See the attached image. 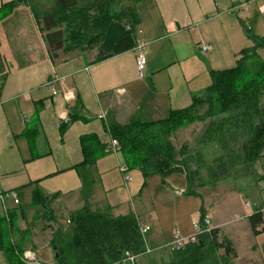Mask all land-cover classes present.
Returning a JSON list of instances; mask_svg holds the SVG:
<instances>
[{"label": "crops", "instance_id": "0c3cea01", "mask_svg": "<svg viewBox=\"0 0 264 264\" xmlns=\"http://www.w3.org/2000/svg\"><path fill=\"white\" fill-rule=\"evenodd\" d=\"M15 1L0 0V193L14 191L19 202L0 200V217L15 212L18 226L32 230L43 216L52 245L60 236L55 231L57 217L64 215L69 222L70 212L85 204L110 209L114 215H135L142 231L149 227L143 236L153 251L170 243L176 233L190 237L196 216H209L220 239H230L222 233L226 225L245 218L247 232L253 233L249 216L264 210L261 191L256 192L264 184V171L257 169L258 164L264 167V157L256 162V178L241 179L240 193L249 187L245 195L253 200L245 202L248 215L227 218L231 209L226 201L206 210L185 160L187 171L164 180L157 174L145 179L136 167L125 181L119 170L126 163L122 152L104 153L102 145L111 139L108 123L159 121L172 110L191 107L194 97L209 87L210 72L234 67L238 54L253 44L242 24L258 27L257 16L264 15L261 1L142 0L137 27L141 31L137 40L146 43L142 77L135 48L99 62H94L92 53L78 50L61 52L53 60L30 8ZM202 42L212 49L201 50ZM73 115L79 118L70 120ZM64 122L68 124L63 129ZM179 130L171 138L177 149L181 148L175 141ZM210 145L215 147L213 157L203 165V185L210 184L205 182L207 161L220 154L217 143H201L202 148ZM22 196L29 200L28 214ZM148 222L157 229L153 235L162 238L160 243L152 241ZM23 250L36 251L40 260L32 238ZM156 257L152 264L165 261ZM236 261L259 264L254 258L240 259L238 252ZM0 264H9L2 251Z\"/></svg>", "mask_w": 264, "mask_h": 264}, {"label": "trees", "instance_id": "16d2710c", "mask_svg": "<svg viewBox=\"0 0 264 264\" xmlns=\"http://www.w3.org/2000/svg\"><path fill=\"white\" fill-rule=\"evenodd\" d=\"M141 1L18 0L13 3L30 8L53 60L61 52L78 50L96 51L94 62H99L135 48ZM242 27L253 44L238 54L234 67L210 72L209 87L202 96L194 97L191 107L172 110L159 121L133 119L127 124H106L111 139L102 145L103 152L108 153L111 140L116 139L118 153L122 152L129 173L137 167L145 179L157 174L164 180L172 173L187 171L183 158L187 148L184 145L177 149L174 145L171 138L175 131L207 119L209 123L201 143H217L220 154L207 161L205 182L256 178V162L264 157V37L256 35L252 24L243 22ZM75 118L79 117L73 115L70 120ZM67 124L62 123V128ZM249 220L254 234L264 232L262 209L250 214ZM69 222L72 237L53 239L58 264H122L125 252L137 257L145 253L143 232L135 215H114L110 209L85 204L70 212ZM30 230L18 226L15 212L0 217V251L9 264H24L21 256L24 244L30 242ZM236 258L231 240L220 239L219 229L212 228L199 234L196 242L186 241L172 250L168 261L154 264H237Z\"/></svg>", "mask_w": 264, "mask_h": 264}, {"label": "rangeland", "instance_id": "374dc122", "mask_svg": "<svg viewBox=\"0 0 264 264\" xmlns=\"http://www.w3.org/2000/svg\"><path fill=\"white\" fill-rule=\"evenodd\" d=\"M264 13V11H263ZM258 27L254 30L256 34H264V15H258ZM253 43L251 40L250 44ZM92 56H95L96 51L90 52ZM208 125V120L205 121L200 119L194 122L189 123L186 126L180 128L178 133L176 134L175 141L180 142V146H184L187 148L186 153L184 155V160L186 162V166L189 172V178L192 182L193 188H196L197 191L201 194V201L204 203L206 210L210 212V209L217 208L220 203L227 202L228 207L231 210H227V218H231L236 214L237 215H248V208L245 206V202L251 204L253 202L251 197H247L248 192L251 190L249 187L245 188L240 193L239 187L241 186V180H226L220 181L217 183H210L203 185L202 183V174H203V165L207 159L213 157L212 149L215 147L214 145H210L206 148H202L201 139L204 135L203 132ZM178 139V140H177ZM214 152V151H213ZM257 169L261 172L264 171V167L261 168V165H257ZM261 189L256 192L262 196L264 199V184L261 185ZM259 195V194H258ZM247 200V201H246ZM29 200L27 197L22 196V204L26 210V214H28L27 202ZM236 216V215H235ZM32 217V218H31ZM42 220H37V225L31 230V238L33 247L40 251V260L43 264H58L55 261V251L53 249V245L48 241L47 235L51 230L48 228L47 224L43 220L44 217H41ZM30 223L34 221L33 214H30ZM200 222V216H196V219L193 220V223ZM149 226L152 227V232H150L151 236L153 233L158 232L154 225L151 222H148ZM248 225V220L245 218L238 222L237 224H228L223 228L222 233L230 236V239L233 240L234 246L239 254L240 259H248L254 258L259 261V264H264V233L260 235L253 234L250 230L246 229ZM64 228V229H63ZM154 229V230H153ZM62 230V231H57ZM55 231L60 232V236L65 239H69L72 236L73 228L72 225L66 221L64 215H60L57 217V223L55 226ZM194 233V232H193ZM157 234V233H156ZM29 236V234H27ZM180 238L183 240L182 235L179 233ZM153 242L160 243L162 238L159 235H153ZM175 236L170 243H167L165 246L163 245L160 249L154 250L147 244V247L151 249L150 252L141 254L137 257V264H152V260L157 258L156 255L159 256L156 261H160L161 258H164L165 261L169 258L172 253L171 247H175ZM45 244H48L47 246ZM35 251V250H34ZM36 252V251H35ZM22 259V258H21ZM23 261V259H22ZM24 262V261H23ZM155 262V261H154ZM153 262V263H154ZM237 262V261H236ZM25 263V262H24ZM158 263V262H157Z\"/></svg>", "mask_w": 264, "mask_h": 264}, {"label": "built area", "instance_id": "2783aa9c", "mask_svg": "<svg viewBox=\"0 0 264 264\" xmlns=\"http://www.w3.org/2000/svg\"><path fill=\"white\" fill-rule=\"evenodd\" d=\"M262 2L261 6V11H264V0H258ZM141 31L137 30V33H140ZM200 48L203 51H210L212 49L211 45L202 42L200 44ZM135 51L137 54V69L139 76H143L145 68H146V63H147V53H146V43L145 41H137V45L135 46ZM119 143L116 139H112L109 147L107 148L108 152L118 154L119 151ZM119 170L124 176V180L128 181L131 179V175L128 171V168L125 165L119 166ZM7 198H12L13 201L17 204L19 202L18 195L14 191L10 192H3L0 193V200L4 202ZM264 212V210H262ZM214 228L212 225V221L209 218V216H206L203 218V221H200L198 223H193V229L194 233L190 236L187 237L186 239H181L179 236V233L175 234V247H171L172 250L178 249L182 246L183 243L186 241H192L196 242L197 236L201 233L204 232H210L211 229ZM149 229V227H146L144 230ZM144 230L142 232H144ZM150 252V249L148 247L145 248V253ZM23 261L27 264H42V262L38 259L37 255L33 251H27L23 253L22 257ZM122 264H137V256L131 254L130 252H125L122 260Z\"/></svg>", "mask_w": 264, "mask_h": 264}, {"label": "water", "instance_id": "95a60500", "mask_svg": "<svg viewBox=\"0 0 264 264\" xmlns=\"http://www.w3.org/2000/svg\"><path fill=\"white\" fill-rule=\"evenodd\" d=\"M55 256L58 257V252L55 253Z\"/></svg>", "mask_w": 264, "mask_h": 264}]
</instances>
